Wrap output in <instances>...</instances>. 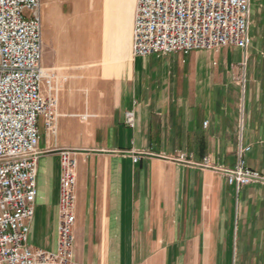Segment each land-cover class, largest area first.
<instances>
[{"label": "crops", "instance_id": "crops-1", "mask_svg": "<svg viewBox=\"0 0 264 264\" xmlns=\"http://www.w3.org/2000/svg\"><path fill=\"white\" fill-rule=\"evenodd\" d=\"M41 4L58 116L55 135L39 118L31 246L56 248L59 152L69 150L79 264H264V0H251L246 50L148 57L134 55L138 0ZM246 147L262 179L240 190L197 165L233 168Z\"/></svg>", "mask_w": 264, "mask_h": 264}, {"label": "built area", "instance_id": "built-area-1", "mask_svg": "<svg viewBox=\"0 0 264 264\" xmlns=\"http://www.w3.org/2000/svg\"><path fill=\"white\" fill-rule=\"evenodd\" d=\"M251 0H138L134 55L167 56L249 45ZM41 0H0V264H79L75 260L77 167L75 154L59 152L60 198L56 248L30 244L35 217L39 118L55 135L56 73L42 66ZM45 88V91H44ZM46 92V93H45ZM134 127L135 115L126 114ZM240 148L233 168L197 164L221 172L237 190L262 179L248 168ZM134 162L139 156H134Z\"/></svg>", "mask_w": 264, "mask_h": 264}, {"label": "rangeland", "instance_id": "rangeland-1", "mask_svg": "<svg viewBox=\"0 0 264 264\" xmlns=\"http://www.w3.org/2000/svg\"><path fill=\"white\" fill-rule=\"evenodd\" d=\"M250 46V42H249V45H248V47ZM247 47V48H248ZM246 48V49H247ZM246 49H244V50H246ZM33 247H39V248H42V249H45V250H50L52 247H51V244H50V242L48 241L47 243H35V245L33 246Z\"/></svg>", "mask_w": 264, "mask_h": 264}]
</instances>
